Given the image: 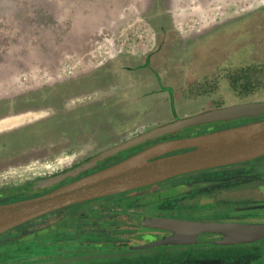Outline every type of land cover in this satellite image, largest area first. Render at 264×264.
I'll return each mask as SVG.
<instances>
[{
	"label": "rangeland",
	"instance_id": "374dc122",
	"mask_svg": "<svg viewBox=\"0 0 264 264\" xmlns=\"http://www.w3.org/2000/svg\"><path fill=\"white\" fill-rule=\"evenodd\" d=\"M240 57L250 60L237 65L264 64V0H0V120L12 116L0 121V133L43 122L42 129L16 140L17 149H31L52 142L61 128L70 136L77 126L140 120L153 126L174 119L175 112L185 117L264 100V83L254 87L258 94L245 97L227 86L222 94L183 89L190 84L181 78L183 69L223 72ZM57 164L14 173L7 183L47 176L58 171ZM84 211L74 206L31 222L38 226L25 236L41 228L46 233V246L35 254L14 242L22 230L0 237V264H186L182 257L207 261L210 254L231 256L221 264H264V241L257 248L168 254L97 249L82 237L97 235L96 225L114 218L94 212L79 220Z\"/></svg>",
	"mask_w": 264,
	"mask_h": 264
},
{
	"label": "flooded vegetation",
	"instance_id": "af4514ba",
	"mask_svg": "<svg viewBox=\"0 0 264 264\" xmlns=\"http://www.w3.org/2000/svg\"><path fill=\"white\" fill-rule=\"evenodd\" d=\"M254 103H264V100L216 105L206 111L185 117H181L178 112H175L172 114L174 119L162 121L153 126H144L142 120L133 121L132 125L120 127L95 126L87 128L77 126L70 136H66L63 132L65 128H61V132L52 138V142L48 141L50 143L47 142L45 145L42 144L40 147L36 146L31 149H17L16 140H20L22 136L26 135L24 133H29L35 127L42 129L43 122L0 133V183H2L0 184V206L44 196L65 185L90 177L148 152L154 157L149 160L150 163L192 153L196 151L195 148L180 149L165 155H157L154 149L263 122L264 116L187 128L170 134L158 133L157 130L177 121L208 112ZM9 117H12L11 114H8L5 119ZM176 148L178 147L169 149ZM111 152H113L111 155L104 156ZM92 161H97L94 164L95 167L83 171L82 168ZM48 163H58L60 168H56L57 172L47 176L27 178L20 183H7L14 173L27 171L33 166H45ZM74 173L73 179L69 178L61 182L52 190L44 193H36L32 190L37 183L43 180L66 175L73 176ZM77 206L85 207L79 220L87 221L94 212L112 214L114 219L111 222H101L95 228L122 233L115 241L104 240L100 243L101 245L122 246L131 241L143 248L138 251H154L165 254L176 251L228 250L240 246L257 248L264 240L253 244L222 245L220 243L226 240L225 236L214 233L200 234L197 237L198 243H196L195 234L191 230H178V226L180 224L264 226V156L238 164L182 174L136 191ZM158 220L174 223L173 230L151 228V222ZM173 238L179 245L156 246L163 240ZM165 254L163 256H166ZM168 256L170 258L172 255ZM230 257L222 259L219 255L210 254L208 262L200 260L199 255L181 259L186 264H221L224 259Z\"/></svg>",
	"mask_w": 264,
	"mask_h": 264
},
{
	"label": "water",
	"instance_id": "95a60500",
	"mask_svg": "<svg viewBox=\"0 0 264 264\" xmlns=\"http://www.w3.org/2000/svg\"><path fill=\"white\" fill-rule=\"evenodd\" d=\"M262 116H264V103L239 105L180 120L160 128L157 132L170 134L187 128ZM172 147L178 148L169 149ZM192 148H195L196 151L152 163L149 160L154 157L148 152L90 177L65 185L44 196L0 206V237L73 206L136 191L182 174L238 164L262 157L264 156V121L176 145L161 146L154 149V152L157 155H165L180 149ZM113 152L104 156L111 155ZM96 162L92 161L82 170L94 168ZM75 173L73 176L66 175L43 180L37 183L32 190L36 193L52 190L61 182L69 178L73 179ZM173 224L170 221H152L151 228L170 231L173 230ZM180 229L191 230L195 234L196 243H198L197 237L203 233L225 236L226 240L220 243L222 245L253 244L264 240V226L180 224L178 230ZM158 245L177 246L179 244L173 238L163 240L156 246ZM122 248L129 251L143 249L128 243L122 245Z\"/></svg>",
	"mask_w": 264,
	"mask_h": 264
},
{
	"label": "trees",
	"instance_id": "16d2710c",
	"mask_svg": "<svg viewBox=\"0 0 264 264\" xmlns=\"http://www.w3.org/2000/svg\"><path fill=\"white\" fill-rule=\"evenodd\" d=\"M254 18H258V15L256 14ZM230 32V31H229ZM227 34L228 30L225 32ZM219 36H223V34H219ZM200 48H203L199 45ZM199 47L193 48L192 50H198ZM249 58L240 57L237 59H230V61L235 62L232 67H224V71H221V68L219 70L213 68L209 71L207 70H201L197 72H192V70L183 69V75L181 78L189 79L190 84L186 85L183 89H189V93H196V94H215L220 93L222 94V89L224 86L230 87L233 91L239 94L241 97H245L247 95H254L255 93V86L260 87L262 83H264V64L261 65V67L254 66L255 64L251 65H245L240 64L237 65V62H243V60H248ZM135 62L139 61L140 59H133ZM250 60V59H249ZM146 72H154L153 68H150L149 66L145 65ZM223 74V75H221ZM159 74H157L158 76ZM158 79L160 77H157ZM223 81L228 82L227 84H223ZM183 89L181 91H183ZM254 93V94H253ZM258 94V93H256ZM255 94V95H256ZM262 96V94H260ZM47 218V217H46ZM45 219V218H44ZM38 224H27L23 227H20L16 230H22L21 236L17 237L14 242L18 245L17 247L23 246L27 247L28 251H31L35 254L37 249L41 248L42 246H46V242L44 240V235L41 231L43 228L39 230H34L32 232V236H25V231L28 230V228H36ZM45 229V228H44ZM41 230V231H40ZM15 231V230H14ZM12 231V232H14ZM108 231V230H107ZM104 229H97V235L92 233V235L87 237H82V239L90 240L91 243H94L97 246V249L102 248V245L100 244L104 240H116L118 239L119 232L118 231H111L110 235L107 233ZM30 237V238H29ZM60 237V236H58ZM69 238V237H64ZM52 240L58 241V239L55 237ZM58 242L52 243L48 246L56 245ZM106 247H119L118 245H105Z\"/></svg>",
	"mask_w": 264,
	"mask_h": 264
},
{
	"label": "crops",
	"instance_id": "0c3cea01",
	"mask_svg": "<svg viewBox=\"0 0 264 264\" xmlns=\"http://www.w3.org/2000/svg\"><path fill=\"white\" fill-rule=\"evenodd\" d=\"M9 125H10V123H7L6 126H4V127H8Z\"/></svg>",
	"mask_w": 264,
	"mask_h": 264
}]
</instances>
